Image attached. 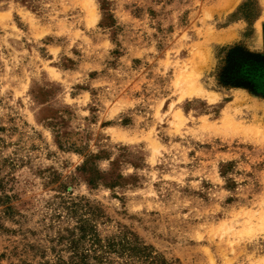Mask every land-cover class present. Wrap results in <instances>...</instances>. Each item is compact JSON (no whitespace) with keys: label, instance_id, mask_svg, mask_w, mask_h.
<instances>
[{"label":"rangeland","instance_id":"obj_1","mask_svg":"<svg viewBox=\"0 0 264 264\" xmlns=\"http://www.w3.org/2000/svg\"><path fill=\"white\" fill-rule=\"evenodd\" d=\"M234 47L264 55V0H0V264H122L92 235L125 231L264 264V90L222 79Z\"/></svg>","mask_w":264,"mask_h":264},{"label":"trees","instance_id":"obj_2","mask_svg":"<svg viewBox=\"0 0 264 264\" xmlns=\"http://www.w3.org/2000/svg\"><path fill=\"white\" fill-rule=\"evenodd\" d=\"M238 51V47L229 49L221 74L222 79L251 82L253 87L262 85L264 90V55L240 54ZM92 236L97 249L106 253H116L118 257L125 258L122 264L132 263L131 261L138 264H173L161 254L154 253L152 246L143 244L129 231L123 232L116 239L108 238L104 244L94 234ZM106 255L95 252L93 258L98 264L112 263Z\"/></svg>","mask_w":264,"mask_h":264}]
</instances>
